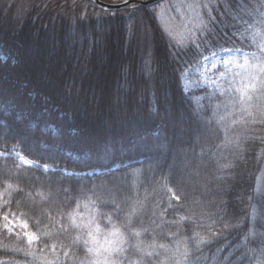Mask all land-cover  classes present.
Masks as SVG:
<instances>
[{"label":"trees","instance_id":"obj_1","mask_svg":"<svg viewBox=\"0 0 264 264\" xmlns=\"http://www.w3.org/2000/svg\"><path fill=\"white\" fill-rule=\"evenodd\" d=\"M157 5L0 0V264H91L124 220L140 235L124 233L123 264H264V114L231 127L229 98L185 92L199 53ZM202 10L210 46L230 47L216 37L256 3Z\"/></svg>","mask_w":264,"mask_h":264},{"label":"rangeland","instance_id":"obj_2","mask_svg":"<svg viewBox=\"0 0 264 264\" xmlns=\"http://www.w3.org/2000/svg\"><path fill=\"white\" fill-rule=\"evenodd\" d=\"M210 1L162 0L156 7L161 24L172 41L179 47H190L199 53L197 60L183 72L182 84L185 92L193 94L196 102H201L208 94L229 98V109L227 108L223 121L234 127L251 116L254 118L264 114L259 105L255 107L258 108L256 112L253 109L249 113L254 108L251 104L256 101L255 91L261 86L260 79L264 78V71L260 70L264 67V0H253L256 3L255 12L248 13L231 34L216 37L218 43H228L231 46L217 48L210 46L211 40L203 34L210 18L202 9ZM16 156L23 164L32 165L20 152ZM257 194L264 197V168L258 179ZM18 225L8 222L9 229L26 228L23 224ZM95 239L98 240L96 236ZM109 240L114 239L104 237L99 242L96 241L98 245L95 254L100 260L108 255L104 249H109ZM97 249L100 250L99 255ZM205 260L208 262V259ZM210 262L217 264L218 260L213 259Z\"/></svg>","mask_w":264,"mask_h":264},{"label":"snow or ice","instance_id":"obj_3","mask_svg":"<svg viewBox=\"0 0 264 264\" xmlns=\"http://www.w3.org/2000/svg\"><path fill=\"white\" fill-rule=\"evenodd\" d=\"M247 63V61H246ZM261 71H264V67H261ZM119 219V217H118ZM75 224V222L73 221ZM91 223L89 222V227H91ZM109 223H111V218L109 217ZM131 228V223L129 220H124L122 221L121 227H117L115 225L112 226V228L109 230V235L113 237H120V240H109L107 243L110 245L109 249H104L105 252L108 253V255L104 256L103 260L97 259L91 262V264H123V262L119 259L120 253L123 251L122 247L120 246L123 242V236L124 233H128L131 236H139L140 232L132 229L129 231ZM123 229V232L122 230ZM95 231L99 232L100 231V226L99 224H96L95 226ZM90 236L93 235L91 231L88 233ZM163 247V245H161ZM87 252H92L93 250L91 248L86 250ZM97 254H100V250L97 249Z\"/></svg>","mask_w":264,"mask_h":264},{"label":"water","instance_id":"obj_4","mask_svg":"<svg viewBox=\"0 0 264 264\" xmlns=\"http://www.w3.org/2000/svg\"><path fill=\"white\" fill-rule=\"evenodd\" d=\"M97 6L108 10H121L135 6H151L162 0H126L121 2H114L111 0H92Z\"/></svg>","mask_w":264,"mask_h":264},{"label":"bare ground","instance_id":"obj_5","mask_svg":"<svg viewBox=\"0 0 264 264\" xmlns=\"http://www.w3.org/2000/svg\"><path fill=\"white\" fill-rule=\"evenodd\" d=\"M111 1H114V0H111ZM114 2H121V1H114ZM135 7H137V6H135ZM140 7H142V6H140ZM143 7H146V6H143ZM131 8H134V7H131ZM126 9H129V8H126ZM121 10H124V9H121ZM115 11H118V10H115ZM26 63L27 62L24 61L23 68H25V66L27 65Z\"/></svg>","mask_w":264,"mask_h":264}]
</instances>
